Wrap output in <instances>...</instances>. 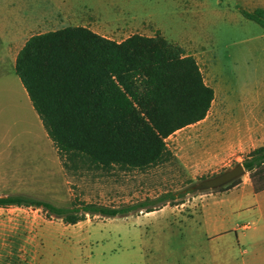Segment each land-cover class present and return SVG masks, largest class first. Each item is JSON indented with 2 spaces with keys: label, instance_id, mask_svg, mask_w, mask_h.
<instances>
[{
  "label": "rangeland",
  "instance_id": "rangeland-1",
  "mask_svg": "<svg viewBox=\"0 0 264 264\" xmlns=\"http://www.w3.org/2000/svg\"><path fill=\"white\" fill-rule=\"evenodd\" d=\"M134 1L137 25L107 35L159 33L182 45L214 92L205 117L165 138L175 158L164 165L75 173L62 167L15 72L0 75V196L24 194L59 206L75 200L123 206L167 191L182 196L150 212L86 215L75 224L48 218L40 208L0 207V264H35L49 246H69V264H242L197 219L225 188L190 186L264 144V29L216 0Z\"/></svg>",
  "mask_w": 264,
  "mask_h": 264
},
{
  "label": "trees",
  "instance_id": "trees-1",
  "mask_svg": "<svg viewBox=\"0 0 264 264\" xmlns=\"http://www.w3.org/2000/svg\"><path fill=\"white\" fill-rule=\"evenodd\" d=\"M240 12L264 28V10ZM15 73L62 167L75 173L145 171L173 161L165 138L203 119L214 96L195 57L159 33L132 34L120 42L83 27L34 34L17 54ZM241 163L253 190H264V144ZM176 196L182 194L167 191L123 206L79 200L59 206L9 194L0 196V207L40 208L48 218L75 224L86 215L150 212Z\"/></svg>",
  "mask_w": 264,
  "mask_h": 264
},
{
  "label": "crops",
  "instance_id": "crops-1",
  "mask_svg": "<svg viewBox=\"0 0 264 264\" xmlns=\"http://www.w3.org/2000/svg\"><path fill=\"white\" fill-rule=\"evenodd\" d=\"M222 3L227 10H264V0H216L217 6ZM137 7L134 0H0V75L10 77L15 72L17 54L34 34L83 27L120 42L126 37L116 40L107 33L136 26ZM240 178L205 204L198 223L216 246L240 254L242 264H264V190H253L247 172ZM35 264H69V246L46 247Z\"/></svg>",
  "mask_w": 264,
  "mask_h": 264
},
{
  "label": "water",
  "instance_id": "water-1",
  "mask_svg": "<svg viewBox=\"0 0 264 264\" xmlns=\"http://www.w3.org/2000/svg\"><path fill=\"white\" fill-rule=\"evenodd\" d=\"M246 173L242 163L238 162L233 167L226 169L216 175L202 179L190 186L192 191L214 190L227 185L233 180Z\"/></svg>",
  "mask_w": 264,
  "mask_h": 264
}]
</instances>
